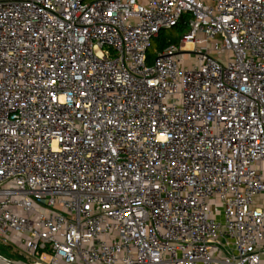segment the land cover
<instances>
[{"label": "built area", "instance_id": "1", "mask_svg": "<svg viewBox=\"0 0 264 264\" xmlns=\"http://www.w3.org/2000/svg\"><path fill=\"white\" fill-rule=\"evenodd\" d=\"M0 243L264 264V0H0Z\"/></svg>", "mask_w": 264, "mask_h": 264}, {"label": "rangeland", "instance_id": "2", "mask_svg": "<svg viewBox=\"0 0 264 264\" xmlns=\"http://www.w3.org/2000/svg\"><path fill=\"white\" fill-rule=\"evenodd\" d=\"M182 36V34H180L178 32V30L176 28H173V29H166V30H162L159 34V37L158 38H154L151 40V48L149 50V54L153 57H155V55L157 54L158 52V46H159V42L161 40H179L180 37ZM189 61V57L186 55L185 58H184V62L183 63H186ZM210 205H215V206H219L218 202L217 201H211L209 202ZM6 261H9L13 264H20V263H24L23 259L18 255V252L15 250V251H12L11 249H8L6 246L2 245L0 243V263L1 264H9L7 263ZM41 262L42 263H47L48 262V259L43 257L41 259Z\"/></svg>", "mask_w": 264, "mask_h": 264}, {"label": "trees", "instance_id": "3", "mask_svg": "<svg viewBox=\"0 0 264 264\" xmlns=\"http://www.w3.org/2000/svg\"><path fill=\"white\" fill-rule=\"evenodd\" d=\"M174 28H176L180 34H182L185 31V28L183 26H181V25L176 26ZM171 29H173V28H171ZM177 42H178L177 40H167V41L161 40L159 42L158 51L164 50L166 47H168L171 44H177ZM147 58H148V60H147L148 61V64H151L155 57L151 56L149 54V52H148V57Z\"/></svg>", "mask_w": 264, "mask_h": 264}, {"label": "water", "instance_id": "4", "mask_svg": "<svg viewBox=\"0 0 264 264\" xmlns=\"http://www.w3.org/2000/svg\"><path fill=\"white\" fill-rule=\"evenodd\" d=\"M2 258V257H1ZM3 259V258H2ZM3 260H5V259H3ZM6 261V260H5ZM7 263H9V264H13V263H11V262H9V261H6Z\"/></svg>", "mask_w": 264, "mask_h": 264}, {"label": "bare ground", "instance_id": "5", "mask_svg": "<svg viewBox=\"0 0 264 264\" xmlns=\"http://www.w3.org/2000/svg\"><path fill=\"white\" fill-rule=\"evenodd\" d=\"M1 264V263H0Z\"/></svg>", "mask_w": 264, "mask_h": 264}]
</instances>
